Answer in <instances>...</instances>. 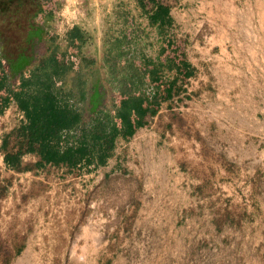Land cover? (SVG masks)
I'll return each mask as SVG.
<instances>
[{
  "label": "crops",
  "instance_id": "0c3cea01",
  "mask_svg": "<svg viewBox=\"0 0 264 264\" xmlns=\"http://www.w3.org/2000/svg\"><path fill=\"white\" fill-rule=\"evenodd\" d=\"M87 1L95 6L111 0H64V19L54 31L59 39L80 27L88 41L97 15L80 10ZM156 3L149 10L138 3L125 13L138 22L121 30L132 38L127 48L154 50L153 57L138 60L158 64L167 44L180 47L192 75L184 84L178 81L176 94L131 138L118 137L104 163L92 165L98 179L121 173L138 178L149 198L107 203L98 228L75 234L73 264H176L188 242L190 264H264V0ZM175 77L172 70L170 79ZM183 94L190 100L179 104ZM177 104L186 124L180 129L172 124L178 132L170 138L162 119ZM17 111L25 119L15 103L0 107V116ZM29 155L38 157L23 155L22 167L29 166ZM5 156L0 155V178L16 177L10 191L18 187L17 178L41 172L33 167L17 172ZM180 194L188 195L185 201ZM5 201L10 207L0 211V253L11 252L7 264H67L66 219L62 234L52 233L44 218L23 231L26 218L15 213L17 198L10 193ZM184 211L190 213L185 218L190 239L187 232L180 235Z\"/></svg>",
  "mask_w": 264,
  "mask_h": 264
},
{
  "label": "trees",
  "instance_id": "16d2710c",
  "mask_svg": "<svg viewBox=\"0 0 264 264\" xmlns=\"http://www.w3.org/2000/svg\"><path fill=\"white\" fill-rule=\"evenodd\" d=\"M137 2L143 8L157 4L156 0ZM8 5L10 3L0 1V107L15 103L25 116V122L17 131L21 138L18 151L5 156L6 163L17 172L22 171L21 157L25 154L40 158L36 168L51 165L75 169L81 165H101L118 137L131 138L146 124V118L158 114L162 102L176 94L178 81L184 84L192 75L184 50L172 44L166 45L162 53L164 61L158 64L149 60H129L131 50L118 52L121 63H109L113 78L107 76V82L115 84L112 106L98 108L93 105V113L86 121V104L96 87L91 85L94 73L91 67L95 62L83 54L87 42L84 31L80 27L70 29L64 49L57 45V35L47 32L45 56L32 65L26 57L12 62L2 44L11 41L19 30L29 37L34 28L32 18L8 12ZM46 8L42 4L34 17L43 21ZM110 55L111 50L108 51L109 59ZM164 67L175 70L173 80L163 76Z\"/></svg>",
  "mask_w": 264,
  "mask_h": 264
},
{
  "label": "rangeland",
  "instance_id": "374dc122",
  "mask_svg": "<svg viewBox=\"0 0 264 264\" xmlns=\"http://www.w3.org/2000/svg\"><path fill=\"white\" fill-rule=\"evenodd\" d=\"M3 1L10 3V5L6 6L8 12L13 14H26L28 17L32 18L31 25L34 29L29 37L24 36L21 30L16 31L11 41H8L6 44H2L3 42H1V44L4 45V49L11 56L10 59L12 62H17L18 59L20 60L26 57L31 60L32 65L38 58L46 55V33H55L56 22L64 19L62 18V10L65 4L64 0ZM156 1H164L171 6L175 4V0ZM42 4L47 7L43 13V21L34 17ZM95 4V6H91L88 1L83 2L81 3L82 7L80 9L86 13L88 12L89 15L92 12L97 15L94 23L96 28L92 34L88 35V41L83 47L84 56L95 62V65L91 67L94 72L91 85L96 88L94 92L90 93L86 104L84 113L86 121L91 117L95 106L98 108H111L113 86L115 84L113 85L107 82L108 77H112V72L110 73L109 71L111 67L109 63L112 65L120 64L121 59L118 57V52L129 50L127 48L129 45L126 43L132 42V38L130 35L122 36L121 30L123 27L128 25L133 27L137 25V21L132 18H126L125 13L127 11L137 10L138 3L135 4V6H131L132 4L127 0H111L109 3L95 2ZM3 5L2 3L1 6ZM154 6L155 5L151 4L150 8ZM150 8L145 9L149 10ZM65 27L68 29L69 26L65 25ZM63 33L66 34V32H62L60 35ZM56 43L61 49H64L67 45L66 38L62 37L59 39L58 35ZM109 50H111L110 59L108 58ZM131 52L134 53L133 56L130 55L128 58L131 61L134 59L138 60L140 57L151 58L155 55L154 50H144L138 46H136L134 50H131ZM111 57H115L114 59L116 62H113ZM108 59L109 62L106 61ZM115 73L118 78L120 75L117 70ZM163 76L169 78L171 76V70L164 67ZM100 83L103 85L102 88L100 87ZM185 90L186 89L181 90V93H186ZM182 96L183 98L178 100L179 104L183 99L184 101L190 100V94H183ZM181 106L182 104H177L175 112L167 116L168 119H162L169 124L165 132L169 133L170 138L176 136L173 134L178 132V130L176 131L173 129L172 124L175 123L174 125L175 127L177 126L178 129H180V127L184 128L186 124L184 116H180L182 113L180 110ZM183 106H186V104ZM16 114H18V111L12 112L8 118L4 115L0 116V155H3V153H16L20 146L21 138L18 137L17 131L25 119L19 118ZM21 114L24 115L23 112H21ZM36 158L38 157L29 155V158H27L29 163L27 169L33 167L34 172H37V170L41 172L31 173V175L34 176L33 179L25 177L17 178L20 182H18V187L15 188V190L10 191L9 189L11 183L13 182L14 184L15 182V176L8 178L6 174H3V178H0V211L3 208L10 207V203L6 201L4 203V199L6 197L8 198L10 193H12L13 196L17 198L14 204L16 215H18L19 218H26L27 226H22L23 231L31 229L32 225L37 224L39 221L38 219L42 218L50 223L52 233L60 232L62 234L65 229L67 234V264H73L74 262L73 244L75 234L79 233L81 229L84 228H98V225L101 224L98 218H103L101 214L106 215L108 212L107 203H141L147 201L149 198V192L143 181L138 178L124 176V173L98 179L96 175H91V169H94L91 168L92 165H81L75 169L50 166L43 170L35 167ZM24 168L26 167H22V170H24ZM186 188L185 185V190ZM187 196L186 194H180L179 198L181 201H185ZM187 214L190 216V213H186V211L180 214L179 229L180 235L183 236H185L187 232L185 224ZM63 219H66V227H64V229H62ZM187 234L190 239V233L187 232ZM184 249L185 250L182 251L183 253H181L180 257L177 259L176 264H190L189 242L187 245L184 244ZM10 254L11 252L8 250H1L0 256L2 255L3 257H0V261L7 264L10 261ZM80 259L83 258L81 257ZM56 260H58V258H56Z\"/></svg>",
  "mask_w": 264,
  "mask_h": 264
}]
</instances>
